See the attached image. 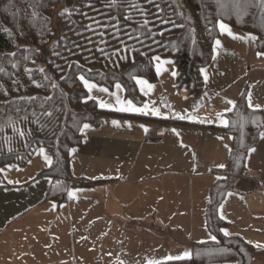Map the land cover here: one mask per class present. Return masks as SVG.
I'll list each match as a JSON object with an SVG mask.
<instances>
[{
    "label": "trees",
    "instance_id": "trees-1",
    "mask_svg": "<svg viewBox=\"0 0 264 264\" xmlns=\"http://www.w3.org/2000/svg\"><path fill=\"white\" fill-rule=\"evenodd\" d=\"M20 1L6 0L7 4L3 5L0 0L2 68L9 71L12 57L22 50L30 53L26 48L36 53L35 45L39 39L48 40L52 32L54 35L55 27L47 16L54 15L57 5L63 6L67 13L64 16L70 18L62 23L67 29H73L68 34L72 42L62 47L61 55L73 61L80 59L73 62L74 67L80 65V68L71 82V74L69 78L66 76L69 67L62 63L54 70L59 81L55 84L54 80H49L41 72L27 84L22 82L18 87L15 82L9 85L10 89L4 90V93L10 94L15 88L19 93L18 101L22 102L21 99L24 102L18 114L11 112L7 106L0 117V163L26 162L37 145L47 144L53 162L43 174L54 178L49 196L59 195L62 201L66 199L69 189L70 149L82 143L83 124L96 123L103 115L114 112L90 96L84 78L107 85L121 81L126 96L139 101L142 94L138 90L136 76L143 75L154 80L157 73L153 53H172L177 63L178 85L192 94H198L204 85L202 68L211 61L214 41L220 35V19L253 32L258 49L264 52V0H22L26 2L23 7L19 5ZM8 5L11 6L5 8ZM24 10L27 30H36V33H28L27 39L20 45L12 33L19 23L14 13L21 14ZM56 49L58 51L59 48ZM0 84L5 86L8 83L0 79ZM73 84L77 85L86 101L100 112L91 118H86L87 114H77L74 122L78 132L76 139L68 144L59 142L55 147V141L44 136H48L50 131L43 123L49 124L50 118L56 115L57 120L62 121L61 130L59 133L52 132L58 134L62 141L66 118L61 113L69 108L67 98L63 100L66 93L64 87ZM35 95L42 99L36 102ZM53 102L62 107H57L53 113L55 115L51 116L49 108ZM35 105L40 107L37 109ZM227 116L229 123L225 127L233 134L232 149L228 165L217 171L220 176L211 186L205 215L207 228L214 238L194 242L191 257L186 259L190 263L252 264L257 255L264 253L263 248L255 247L240 236L225 235L222 229L228 223L219 213V207L232 189L234 179L245 171L248 150L259 139L264 127V108H251L246 94L242 93ZM17 126H20L18 130ZM41 133L43 138L39 136ZM31 134L35 136L31 138Z\"/></svg>",
    "mask_w": 264,
    "mask_h": 264
},
{
    "label": "crops",
    "instance_id": "crops-1",
    "mask_svg": "<svg viewBox=\"0 0 264 264\" xmlns=\"http://www.w3.org/2000/svg\"><path fill=\"white\" fill-rule=\"evenodd\" d=\"M135 79L142 99L128 98L122 107H106L114 112L96 123H84L82 143L70 149L71 174L63 204L78 211L79 218L62 221V234L14 241L21 248L14 253L15 264H181L191 257L197 241L176 228L177 216L194 221L206 215L211 186L220 176L217 171L228 165L232 149L233 134L225 127L227 114L242 93L237 98L234 95L221 121L211 115L213 130L208 131L217 141L208 152L215 150V154L209 158L207 154L204 160V98L181 88L176 74ZM83 81L111 89L120 84L125 96L121 81L110 85L87 78ZM154 129L163 130L162 139L148 138ZM261 130L248 158L251 149L264 150V127ZM257 172L246 161L244 173L234 179L230 191L237 179L251 178ZM239 195L264 196V184L251 193L239 191ZM219 213L228 224L229 216L235 217L220 208ZM260 219L262 225L255 229L259 236L248 238L258 247L264 246V213ZM252 264H264V253Z\"/></svg>",
    "mask_w": 264,
    "mask_h": 264
},
{
    "label": "rangeland",
    "instance_id": "rangeland-1",
    "mask_svg": "<svg viewBox=\"0 0 264 264\" xmlns=\"http://www.w3.org/2000/svg\"><path fill=\"white\" fill-rule=\"evenodd\" d=\"M14 2L17 3L18 0H14ZM2 3L3 5L7 4L6 0H2ZM25 4L26 2L22 0L19 3L21 7ZM10 6L8 5L5 8ZM62 7L57 5L54 9V15L49 18L47 16V20L49 19L55 27V32L54 35L53 32L51 33L52 35L48 40L39 39V42L35 45L36 53L25 47L30 53L22 50L15 57H12L9 60V65H11L9 71L2 68L0 60V69L3 72L0 79L8 83L5 86L0 84V117L7 106L15 114L22 111L21 106L24 100L20 99L22 102L18 101L19 93H16V89L13 88L10 94L4 93L5 89H10L9 85L16 82V86L20 87V83L27 84L31 82L41 72H44L49 80H54L55 84L59 81L54 70L55 68L57 70V66L62 63L65 64V67H69L68 71H66L68 78L71 74L69 81L71 82L75 78L80 65L74 67L75 63L73 62H79L80 59L73 61L70 57L64 58L61 55L63 52L62 47L72 42L68 34L73 31L72 28L67 29L62 23L70 20L69 17L64 16L66 9ZM25 13L26 10L21 14L14 13L16 14L15 19L19 23L15 25L13 32L11 31L17 37L20 45L27 39L28 33L30 35L36 33V30L30 32L27 30ZM218 25L220 35L214 41V53L211 61L202 68L205 85L198 94V96L204 98V160L207 154L208 158L215 154V150L208 152L209 147H214V141H217L215 135L208 131L209 129L213 130L211 128L213 122H210L211 115H217L216 120L221 121L227 112L225 109L230 107L233 103H231V100L235 96L237 98L239 93L246 94L251 108H264V52L258 49L256 35L251 31L232 26L223 19L219 20ZM63 40L65 41L63 42ZM56 48H59L58 51ZM152 58L157 75H177V63L172 53L167 55L153 53ZM62 60L65 61L62 62ZM81 68L83 67L81 66ZM84 82L92 95L97 97L104 107L111 108L117 104L122 107V101L124 102L125 99H128L126 93V97H123V89L120 84L111 89L92 81ZM64 90L66 93L65 98L63 96V100L67 98L69 108L61 113L66 118L64 122L65 129H63L61 134L62 141L59 140L58 134L52 132L59 133V130H61L62 121L57 120L56 115L53 113L57 111V107H62V105L53 102L49 111L51 116H55L53 119L50 118L49 124L48 122L43 123L46 125L47 130L49 129L50 131L48 136L46 134L44 136L48 140H54L55 147H57L59 142L68 144L76 139L78 132L74 128V122L77 119V114L83 116L87 114L85 117L91 118L100 112L86 101L87 99L83 97V93L77 85H65ZM34 98L36 102H38V99H42L39 95H35ZM35 106L37 109L40 107V105ZM68 127L70 128L68 129ZM19 128L20 126H17L16 130ZM42 134L39 136L42 137ZM34 136L31 134V138ZM209 141L210 146L208 144ZM52 159L49 146L47 144H39L26 162L16 160L9 163H0V264L16 263L13 261L14 253L18 254L21 248H19V244H14V241L62 234V221L79 218V212H74L72 208L63 204L64 202L59 195L49 196L52 179L49 175H44L43 171L50 166ZM246 161H248V168L258 169L257 173L259 174L253 173L251 178L237 179L234 190L226 195L219 208L224 214L235 215V217L229 216L231 223L223 227V233L225 235H238L256 246L248 238L252 237L255 239L259 236V231L255 229L257 226L262 225L260 224V218L264 213V196L260 195L258 198L254 195L241 196L239 191L251 193L255 189L262 188V184H264V150L255 149L254 151V149H251V155L248 158L247 154ZM201 207L202 204L199 202L197 208L200 213ZM177 221L178 224H175L176 228H180L187 236L197 242L214 238L207 228L205 214L204 216L196 217L194 221L179 215L177 216ZM192 233L198 236L199 239H196ZM11 240H13L12 244ZM262 247L264 246H259L258 248ZM42 261L46 262L47 260L44 257ZM20 264L37 263L34 261H22ZM181 264L196 263L193 261L190 263L185 260ZM222 264L231 263L225 262Z\"/></svg>",
    "mask_w": 264,
    "mask_h": 264
},
{
    "label": "built area",
    "instance_id": "built-area-1",
    "mask_svg": "<svg viewBox=\"0 0 264 264\" xmlns=\"http://www.w3.org/2000/svg\"><path fill=\"white\" fill-rule=\"evenodd\" d=\"M148 138L151 140H159L162 139L164 136V132L162 129H154V130H150L147 134Z\"/></svg>",
    "mask_w": 264,
    "mask_h": 264
}]
</instances>
